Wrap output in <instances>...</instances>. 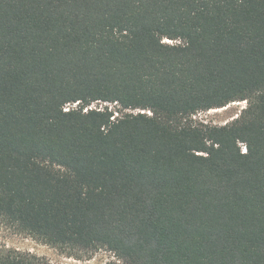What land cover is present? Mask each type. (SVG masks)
<instances>
[{"label": "trees", "instance_id": "obj_1", "mask_svg": "<svg viewBox=\"0 0 264 264\" xmlns=\"http://www.w3.org/2000/svg\"><path fill=\"white\" fill-rule=\"evenodd\" d=\"M0 222L123 264H264V0H0Z\"/></svg>", "mask_w": 264, "mask_h": 264}, {"label": "rangeland", "instance_id": "obj_2", "mask_svg": "<svg viewBox=\"0 0 264 264\" xmlns=\"http://www.w3.org/2000/svg\"><path fill=\"white\" fill-rule=\"evenodd\" d=\"M165 40L167 42H172L170 39ZM77 104V102L69 104V108L76 107ZM246 105V101H237L223 108L202 111L194 117L205 123L223 125L235 118ZM90 106L97 109H103L106 106H109V109L113 110L119 109V106L116 105V103L101 101H95ZM125 111L129 112L130 110ZM137 111L138 110H135V112ZM117 114L118 113H115V115ZM0 250L30 252L43 257L50 264H123L113 252L104 249L96 251L90 256L83 253H79L78 256L70 255L59 248L20 233L4 222H0Z\"/></svg>", "mask_w": 264, "mask_h": 264}, {"label": "built area", "instance_id": "obj_3", "mask_svg": "<svg viewBox=\"0 0 264 264\" xmlns=\"http://www.w3.org/2000/svg\"><path fill=\"white\" fill-rule=\"evenodd\" d=\"M88 108H93L92 106H90V107H88ZM88 108H86L85 110H88ZM66 110H68L69 109V104L66 106V108H65ZM100 110V109H99ZM142 112H143V110H141ZM149 113H150V111H148Z\"/></svg>", "mask_w": 264, "mask_h": 264}]
</instances>
